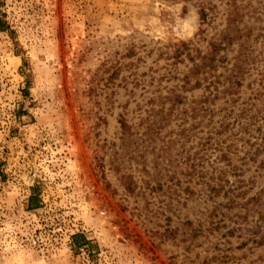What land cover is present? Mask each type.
<instances>
[{
  "label": "rangeland",
  "instance_id": "obj_1",
  "mask_svg": "<svg viewBox=\"0 0 264 264\" xmlns=\"http://www.w3.org/2000/svg\"><path fill=\"white\" fill-rule=\"evenodd\" d=\"M229 15L242 36L215 73L237 63L239 102L261 92L264 116V0H0V264H264V200L211 234L209 174H188L211 128H194V68ZM253 175L241 203L264 189ZM75 233L90 243L73 248Z\"/></svg>",
  "mask_w": 264,
  "mask_h": 264
},
{
  "label": "trees",
  "instance_id": "obj_2",
  "mask_svg": "<svg viewBox=\"0 0 264 264\" xmlns=\"http://www.w3.org/2000/svg\"><path fill=\"white\" fill-rule=\"evenodd\" d=\"M208 10L210 8L206 5V2H201L199 12L203 20L208 17ZM230 17L229 15V24L226 29L219 37L209 41L208 52L195 65L194 74L197 77L194 86L197 88L204 87V95L198 101L192 100L191 102H195V104L190 107L196 121L194 128L197 125L201 126L204 120L207 121L206 125L211 127L209 128L210 134L201 138L203 142L199 141L201 146L198 152L203 151L202 155H200L202 157L200 159L197 158L198 162L196 164L191 163L193 168L188 172L190 175H195L199 171L198 175L201 177L200 169L197 165H202V178L207 177V172L209 174L208 178L202 181L201 184L206 190L203 199L206 204L210 203L207 217L208 230L211 231V234L216 231L222 232L231 223L241 226L248 215L254 216V214H250L251 210L257 211L259 217H261L263 205L259 202L264 200V189H261L255 195L247 197L244 203L240 202L251 190L252 185L250 183H253L256 177L253 174H261L264 171V116H261V108L258 106V100L262 97L260 95L261 92H257L255 95L252 94L253 96L243 102H239L238 98L240 95H237V92L239 84L242 82V73L238 71V64H235L236 67L234 65L230 75H227L224 81L220 75L215 73L219 66V60L217 59L219 52L242 36L239 33L238 25H235L234 21H230ZM0 29L10 31V27L2 20H0ZM183 51V49L178 51L176 55L180 56ZM200 73H204L203 77ZM190 80V77L186 78V84ZM221 84H223L222 87H220ZM219 99H224V107L221 110L225 112L216 124L214 123V117L217 114L215 106ZM182 102L184 103V101ZM121 125L125 131L132 133L131 126L127 121L122 120ZM150 129L148 128L145 131L147 135H150ZM151 132H153L152 129ZM209 151H211L212 155L206 160L205 156ZM235 157L239 158L237 159L241 161L240 164L236 162ZM205 161H208V166L211 167V170L205 166ZM215 163L220 166H215ZM252 167H255L254 173L249 179L244 177L245 173ZM187 182H190V180L185 183ZM125 183L129 191H132L135 185L137 186V182H133L131 176L130 181H125ZM187 191H189V196H198L189 184L183 189V192ZM39 196L36 192L31 194L29 197V208L35 209L40 206L42 199ZM178 196L181 198L182 194H178ZM186 198L184 197V199ZM234 208H240L238 213L230 214V210ZM242 209L245 210V213L240 212ZM234 217H237V219L234 220ZM198 230L199 235H201V224H199ZM229 234H232L230 230ZM229 234L222 233L221 237H228ZM72 242L75 249L90 243L87 237L81 233L73 234Z\"/></svg>",
  "mask_w": 264,
  "mask_h": 264
}]
</instances>
